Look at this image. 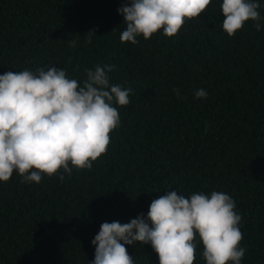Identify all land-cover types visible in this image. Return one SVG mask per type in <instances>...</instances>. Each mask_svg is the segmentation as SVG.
I'll return each instance as SVG.
<instances>
[{
    "label": "trees",
    "instance_id": "trees-1",
    "mask_svg": "<svg viewBox=\"0 0 264 264\" xmlns=\"http://www.w3.org/2000/svg\"><path fill=\"white\" fill-rule=\"evenodd\" d=\"M123 3L0 0V74L56 66L83 81L85 69L115 65L110 83L133 90L128 105L114 104L120 124L90 170L0 181V264H89L103 222L146 216L172 190L229 194L242 215L241 264H264V20L229 36L222 0H211L177 34L133 44L120 40ZM125 247L134 264H159L151 244ZM194 264H206L202 242Z\"/></svg>",
    "mask_w": 264,
    "mask_h": 264
},
{
    "label": "clouds",
    "instance_id": "clouds-1",
    "mask_svg": "<svg viewBox=\"0 0 264 264\" xmlns=\"http://www.w3.org/2000/svg\"><path fill=\"white\" fill-rule=\"evenodd\" d=\"M211 0H124L118 12L126 29L121 42L138 44L163 29L166 36L178 33L185 19L198 17ZM223 30L234 36L246 21L262 25L257 0H222ZM91 31L86 34L90 44ZM71 47L76 46L70 40ZM115 65L85 69L86 78H69L66 69L37 67L35 71L0 74V181L16 171L23 182L40 183L43 175L91 169L107 151L110 132L120 124L118 108L130 103L133 90L111 84L108 75ZM179 97V89H174ZM204 89L196 98H206ZM71 164V167H70ZM35 169V170H33ZM63 169L61 172L60 170ZM224 192H197L185 197L172 190L153 199L147 215L140 213L128 223L103 222L92 240L94 260L89 264H134L125 245L151 244L159 264H194L202 242L206 264H241L246 248L240 247L242 215ZM197 236L199 240H197Z\"/></svg>",
    "mask_w": 264,
    "mask_h": 264
}]
</instances>
